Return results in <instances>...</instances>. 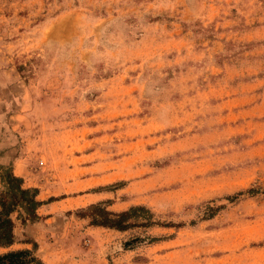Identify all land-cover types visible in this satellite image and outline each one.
<instances>
[{
  "label": "rangeland",
  "instance_id": "1",
  "mask_svg": "<svg viewBox=\"0 0 264 264\" xmlns=\"http://www.w3.org/2000/svg\"><path fill=\"white\" fill-rule=\"evenodd\" d=\"M0 170L42 203L0 254L264 264V0H0Z\"/></svg>",
  "mask_w": 264,
  "mask_h": 264
},
{
  "label": "trees",
  "instance_id": "2",
  "mask_svg": "<svg viewBox=\"0 0 264 264\" xmlns=\"http://www.w3.org/2000/svg\"><path fill=\"white\" fill-rule=\"evenodd\" d=\"M0 248L7 249L13 243L11 215L17 213L20 220L34 221L36 210L42 203L37 200V191L24 188L22 180L8 170H0ZM149 213L141 206L130 207L119 213L105 209L104 204L96 203L83 210L82 217L88 219V225L125 231L131 226L147 227L152 224ZM140 220L144 222H139ZM0 264H40L30 257L27 250L6 251L0 254Z\"/></svg>",
  "mask_w": 264,
  "mask_h": 264
},
{
  "label": "crops",
  "instance_id": "3",
  "mask_svg": "<svg viewBox=\"0 0 264 264\" xmlns=\"http://www.w3.org/2000/svg\"><path fill=\"white\" fill-rule=\"evenodd\" d=\"M16 169H17V167H16V165H14V169H13V173H15L16 172ZM15 175V174H14Z\"/></svg>",
  "mask_w": 264,
  "mask_h": 264
}]
</instances>
